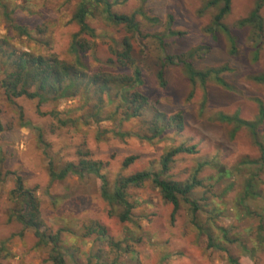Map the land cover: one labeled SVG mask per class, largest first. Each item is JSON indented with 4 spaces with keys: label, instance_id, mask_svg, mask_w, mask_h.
Listing matches in <instances>:
<instances>
[{
    "label": "rangeland",
    "instance_id": "rangeland-1",
    "mask_svg": "<svg viewBox=\"0 0 264 264\" xmlns=\"http://www.w3.org/2000/svg\"><path fill=\"white\" fill-rule=\"evenodd\" d=\"M83 1L0 0V40L7 42V52L0 51V83L9 52L73 63L75 35L89 46L82 59L87 79L71 98L39 106L38 100L9 99L0 86V264H52V245H38L33 229L12 218L16 175L35 191L42 231L59 238L67 264H264V2L259 31L241 25L257 0H232L223 20L235 39L232 53L222 27L215 31L223 3L108 0L113 14L135 18L137 33L111 21L103 3L89 0L92 37L79 35L74 20ZM6 13L27 34L15 30ZM125 44L142 74L135 90L148 100L132 119L125 118L129 104L120 97L119 80L134 70L117 61ZM166 56L177 63L169 64ZM188 62L198 71L228 70L218 75L221 81L212 73L202 83L191 80ZM161 70L164 85L157 77ZM92 77L108 80L110 95L101 94ZM223 116L255 124V131L236 130ZM156 127L163 132L154 137ZM180 146L195 151L178 154L165 170L162 159ZM82 154L102 163L111 194L118 179L142 171L178 183L196 178L201 184L189 199L198 210L181 198L173 216V205L150 179L127 188L133 209L123 222L125 207L103 197V182L94 174L51 180L50 162L60 170L78 165ZM130 157L136 160L125 166Z\"/></svg>",
    "mask_w": 264,
    "mask_h": 264
},
{
    "label": "trees",
    "instance_id": "trees-1",
    "mask_svg": "<svg viewBox=\"0 0 264 264\" xmlns=\"http://www.w3.org/2000/svg\"><path fill=\"white\" fill-rule=\"evenodd\" d=\"M89 0H84L74 16V20L80 26V34H87L94 37L95 31L86 23V18L89 16L90 10L88 9ZM97 3H103L104 13L107 17L117 23L125 25L129 30L139 33V25L135 22L134 17H128L125 15H117L111 12V4L108 0H96ZM264 0H257L254 11L249 15V17L241 23V25L249 24L257 27L259 31L263 30V21L260 16V10L263 6ZM223 3V8L220 10L219 14L215 18V31L217 28L222 27V32L226 33L228 40L231 44V52H235V39L230 33V31L224 27L223 20L226 15L230 12L232 0H211L209 2L210 6H215ZM6 17L11 23V26L20 32V34H27L25 28L21 26H14V22L11 19L9 13H6ZM169 35L175 37H181L183 33L174 32L169 30ZM78 34L75 35V41L72 43L70 48V53L74 56L73 63H67L65 61L59 60L57 57H43L35 56L29 53H23L17 55L15 52H9L5 61V72L6 77L1 81L0 86L4 89L5 94L9 99L25 97L31 100H38L39 106L47 102H56L66 98H71L75 95V89L83 81L87 79L85 70L86 66L83 63V54L89 50V46L76 38ZM6 40H0V51L7 50L3 48ZM124 52L119 55L117 61L120 65L125 68L134 67L132 77H123L119 80L123 92H121L120 97L123 102L128 105L125 111V118L132 119L137 118L141 115L142 111L148 105V100L140 92L136 91L137 86L142 85L141 71L138 67L131 62L130 48L126 45ZM165 61L169 64H176L177 61L171 56H166ZM187 68V73L191 80L200 79L202 83H205L210 74L216 76L217 81H221L218 75L228 68H221L220 70H208V71H198L194 69L192 63L188 62L184 64ZM158 80L161 85H164V72L161 70L158 73ZM94 85H100L99 91L101 94L110 95V89L108 86V80L100 82V79L92 77ZM261 79V78H260ZM264 79V78H262ZM90 81V80H89ZM101 83V84H100ZM53 117L57 118V114L51 113ZM223 120H227L230 123L235 124L236 130L242 126H248L252 131H255L256 125L248 123L238 119V117H222ZM61 125H66L67 121L58 120ZM172 121L177 122L178 118L172 119ZM182 124L179 122V126ZM1 129V126H0ZM157 135H161L163 129L155 128ZM150 139H153L150 138ZM195 147L187 148L185 146L177 147L167 153V155L162 159L161 165L167 170L168 164L172 159L180 153H194ZM88 154H82L78 165L74 163H67L60 170H56L53 167L52 162H50V176L52 181H62L70 175H76L79 177H84L85 174H94L99 179L102 180V195L105 199L118 202L123 207H125L124 213L120 216L121 221H129L131 211L133 209L132 205L126 199V190L130 186H142L146 181L153 179L157 187L160 190L162 197L173 205V216L177 213L180 207L181 198L184 199L193 208V211L198 210V206L195 202L190 201L189 196L191 193L200 186V182L194 178L192 181L186 183H178L167 180H162L158 175L153 174L148 171H142L135 175L127 178L118 179L114 193L111 194L108 190V182L104 174L101 172L102 163L93 162L87 158ZM136 160V157H130L124 162L125 166L132 164ZM11 200L14 204V209L12 212V218L19 222L24 229H33L36 238L38 239V245L49 246L52 245L51 253L49 256V261L52 264H67L64 254L61 252L59 247V238L56 236H47L43 231V221L41 218L40 203L35 194L34 190L25 187L24 181L21 176L16 175L15 178V188L10 193ZM96 229L100 235H106V231L103 227H98ZM224 237L227 238V232L223 231ZM210 246H214L213 242L210 241Z\"/></svg>",
    "mask_w": 264,
    "mask_h": 264
}]
</instances>
